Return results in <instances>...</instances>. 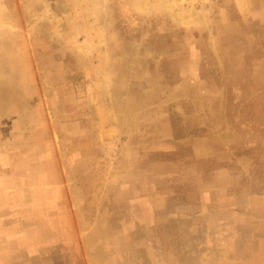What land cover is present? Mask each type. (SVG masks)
<instances>
[{
	"label": "rangeland",
	"instance_id": "1",
	"mask_svg": "<svg viewBox=\"0 0 264 264\" xmlns=\"http://www.w3.org/2000/svg\"><path fill=\"white\" fill-rule=\"evenodd\" d=\"M0 171L64 264H264V0H0Z\"/></svg>",
	"mask_w": 264,
	"mask_h": 264
},
{
	"label": "crops",
	"instance_id": "2",
	"mask_svg": "<svg viewBox=\"0 0 264 264\" xmlns=\"http://www.w3.org/2000/svg\"><path fill=\"white\" fill-rule=\"evenodd\" d=\"M13 172L0 171V264H64L65 208L49 187L35 190L27 171Z\"/></svg>",
	"mask_w": 264,
	"mask_h": 264
},
{
	"label": "bare ground",
	"instance_id": "3",
	"mask_svg": "<svg viewBox=\"0 0 264 264\" xmlns=\"http://www.w3.org/2000/svg\"><path fill=\"white\" fill-rule=\"evenodd\" d=\"M183 21H184V19H183Z\"/></svg>",
	"mask_w": 264,
	"mask_h": 264
}]
</instances>
